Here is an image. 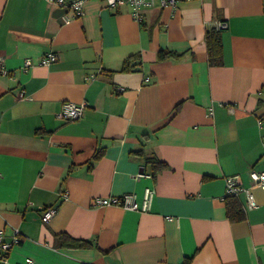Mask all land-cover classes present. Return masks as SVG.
Segmentation results:
<instances>
[{"label":"crops","instance_id":"obj_1","mask_svg":"<svg viewBox=\"0 0 264 264\" xmlns=\"http://www.w3.org/2000/svg\"><path fill=\"white\" fill-rule=\"evenodd\" d=\"M133 13L89 0L65 23L45 0H0V230L19 237L5 264H264V188L249 176L264 172V0ZM221 22L215 64L206 34ZM49 52L57 61L42 65ZM65 102L84 103L83 117L60 120ZM152 161L166 167L154 175ZM231 176L256 202L235 197L239 221ZM147 188V212L95 203H141ZM59 233L92 246L57 248Z\"/></svg>","mask_w":264,"mask_h":264},{"label":"built area","instance_id":"obj_2","mask_svg":"<svg viewBox=\"0 0 264 264\" xmlns=\"http://www.w3.org/2000/svg\"><path fill=\"white\" fill-rule=\"evenodd\" d=\"M47 3L52 5H57L67 9V14L64 17L65 23H70L72 20L81 18L84 15V4L89 0H73L67 2V0H45ZM106 3V5L111 8H120L123 6H131L134 10V16L137 20H141L140 11L145 7H161V8H175L180 2H189L196 0H101ZM227 28L226 23H218L216 26L217 31H222ZM57 55L54 53H47L41 59L42 65H49L57 61ZM32 65L30 60H26L24 67L28 68ZM1 71V64H0ZM20 98H25L24 92L19 93ZM86 105L84 103H73L65 102L62 106L61 111L57 114V117L60 120L64 121H77L83 117V113ZM249 176L253 183L264 188V172L251 171ZM226 197L235 196L237 197L240 192L244 191L248 194L249 205L251 208H255L256 202L253 198V195L245 190L239 183L237 176H231L226 178ZM155 195V189L147 188L144 191L143 199L141 203H138L135 200V197L131 194L122 196L121 198H97L95 203L100 206H109L114 205L122 207L125 210L135 211V212H147L150 210L151 202ZM57 214L56 208L50 207L42 212L41 219L44 223L50 222ZM19 242L18 232L14 233V236L10 242H6L3 237V233L0 230V248L3 252V255L0 256V264H5L6 255L9 250L13 247L14 244ZM31 261L27 260V264H30Z\"/></svg>","mask_w":264,"mask_h":264},{"label":"trees","instance_id":"obj_3","mask_svg":"<svg viewBox=\"0 0 264 264\" xmlns=\"http://www.w3.org/2000/svg\"><path fill=\"white\" fill-rule=\"evenodd\" d=\"M206 47H207V53L209 56V61L211 63L220 64L222 61V55H223L221 31H217L216 29H213L206 34ZM169 56L178 57V54H175L172 52L160 51L158 53V60L159 61L165 60ZM101 156H102V152L101 150H99L93 156V160L99 159ZM151 163H152V167L154 170V173H153L154 175L166 167V165L160 161H152ZM225 205H226L229 220L239 221L242 219L243 212L235 196L227 197ZM55 242H56L57 248H67V249H79V248L84 249L85 248L87 249L92 246L90 241L73 238L72 236L66 233L56 234ZM190 263H191V258H187L184 262V264H190Z\"/></svg>","mask_w":264,"mask_h":264},{"label":"water","instance_id":"obj_4","mask_svg":"<svg viewBox=\"0 0 264 264\" xmlns=\"http://www.w3.org/2000/svg\"><path fill=\"white\" fill-rule=\"evenodd\" d=\"M133 65H134V66H135V65H137V64H136V62H135V63H133ZM136 69H138V70H139L140 68H136Z\"/></svg>","mask_w":264,"mask_h":264}]
</instances>
